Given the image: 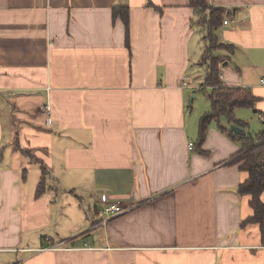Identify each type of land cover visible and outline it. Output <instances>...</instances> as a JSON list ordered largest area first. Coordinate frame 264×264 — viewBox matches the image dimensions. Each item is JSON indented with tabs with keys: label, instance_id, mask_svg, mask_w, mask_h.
<instances>
[{
	"label": "crops",
	"instance_id": "0c3cea01",
	"mask_svg": "<svg viewBox=\"0 0 264 264\" xmlns=\"http://www.w3.org/2000/svg\"><path fill=\"white\" fill-rule=\"evenodd\" d=\"M207 1L220 78L258 113L264 0ZM197 21L189 0H0V264H264L241 142L219 119L197 147Z\"/></svg>",
	"mask_w": 264,
	"mask_h": 264
},
{
	"label": "trees",
	"instance_id": "16d2710c",
	"mask_svg": "<svg viewBox=\"0 0 264 264\" xmlns=\"http://www.w3.org/2000/svg\"><path fill=\"white\" fill-rule=\"evenodd\" d=\"M190 6L198 16L195 23L198 30L207 40L202 64L208 66L205 83L203 86L211 87L212 93L209 95L212 108L210 112L204 114L199 123V134L197 147L201 150L206 141L210 124L221 118H225L231 125H237L246 128V123L235 117V110L240 107L255 108L258 98L250 88L228 87L220 78L222 64L228 56L218 54L221 51L234 53V45L222 43L219 40L217 31L224 25L227 10L221 6H213L207 0H189ZM121 16L127 27V44L129 45V9L128 7H119L114 9V16ZM217 52V54H215ZM230 137L239 140L242 144V155L240 169L248 173L247 179L239 186V192L243 195L251 196V205L254 209V216L247 219V222H258L264 226V165L258 164L255 148L256 142L264 136L261 134L254 138L252 134L239 135L231 129L224 128ZM202 151V150H201ZM203 153L205 151H202ZM28 154L27 152H24ZM43 170H46L43 165ZM41 187V186H40ZM41 191V189H40Z\"/></svg>",
	"mask_w": 264,
	"mask_h": 264
},
{
	"label": "rangeland",
	"instance_id": "374dc122",
	"mask_svg": "<svg viewBox=\"0 0 264 264\" xmlns=\"http://www.w3.org/2000/svg\"><path fill=\"white\" fill-rule=\"evenodd\" d=\"M202 35V34H201ZM202 39V40H201ZM201 45H202V54L204 55L205 47L207 45V40L204 38V36H201ZM227 52V50H226ZM223 51L222 53H226ZM220 53V52H219ZM218 53V54H219ZM217 54V52H215ZM203 58V57H202ZM233 59V55H232ZM235 59V57H234ZM202 61V59H201ZM195 72L192 73V79L191 83L193 84V87L196 88L195 90L197 93H199V98L196 99L194 103H190L194 108V112L199 111V112H210L212 103L210 100L209 95L212 93L213 89L209 87H204V89H200L202 85L205 83L206 79V74L208 70V66L206 64H202V62L198 65L195 66L194 69ZM235 117L239 119L240 121L246 123V132L247 134H252L254 138H257L261 134H264V126L261 124V122L258 119V113L256 112V108H250V107H240L235 110ZM216 123H220L222 126H225L227 129H231V124L227 122L225 118H221L219 121H216ZM241 144V143H240ZM256 144L258 146L255 148L258 158V164L262 165L260 163V156H264V136L260 138ZM242 146V145H241ZM86 212L88 213L89 210L91 211V208L89 206L86 207ZM93 210V209H92ZM92 214V213H91ZM90 214V215H91Z\"/></svg>",
	"mask_w": 264,
	"mask_h": 264
},
{
	"label": "built area",
	"instance_id": "2783aa9c",
	"mask_svg": "<svg viewBox=\"0 0 264 264\" xmlns=\"http://www.w3.org/2000/svg\"><path fill=\"white\" fill-rule=\"evenodd\" d=\"M229 23L230 22L228 19L224 21V24H226V25H228ZM221 77H223V76L221 75ZM262 83L264 85V79L262 80ZM185 85H186V83H185ZM46 110H47V112H51V110H52V106H51L50 101H48L46 103ZM258 119L261 122V124L264 126V110L258 112ZM260 163L262 165H264V156H262V155L260 156ZM123 211H124V209H123L122 204H120L119 202H115V203L107 205L105 207L104 213L106 214L107 217H109V216L121 214ZM48 241H49V239H47V242Z\"/></svg>",
	"mask_w": 264,
	"mask_h": 264
},
{
	"label": "water",
	"instance_id": "95a60500",
	"mask_svg": "<svg viewBox=\"0 0 264 264\" xmlns=\"http://www.w3.org/2000/svg\"><path fill=\"white\" fill-rule=\"evenodd\" d=\"M226 64V63H225ZM231 130L232 131H234L235 133H237V134H241V135H246L247 134V132H246V130L244 129V128H242V127H239V126H237V125H232L231 126Z\"/></svg>",
	"mask_w": 264,
	"mask_h": 264
}]
</instances>
